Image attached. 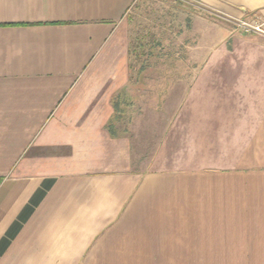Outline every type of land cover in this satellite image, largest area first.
<instances>
[{"label":"crops","instance_id":"1","mask_svg":"<svg viewBox=\"0 0 264 264\" xmlns=\"http://www.w3.org/2000/svg\"><path fill=\"white\" fill-rule=\"evenodd\" d=\"M144 1L0 0V264H264V63L204 41L264 0H186L163 63Z\"/></svg>","mask_w":264,"mask_h":264},{"label":"rangeland","instance_id":"2","mask_svg":"<svg viewBox=\"0 0 264 264\" xmlns=\"http://www.w3.org/2000/svg\"><path fill=\"white\" fill-rule=\"evenodd\" d=\"M191 2L186 0H145L140 2L139 5L131 13V17L140 21V28L138 34H135V42L133 47V52L138 53L140 62H144L146 57L148 58L151 53L154 52L152 57L150 56L149 62H167V57L161 54L163 51L158 50L161 46L158 41L161 37L157 36L158 33L166 30L170 21H174L175 25H178V18L182 15L195 13L198 9ZM167 15V17H166ZM165 16L166 19L163 18ZM209 16V14H208ZM176 17V18H175ZM164 19V20H163ZM182 18H180L181 20ZM173 24V23H172ZM174 25V24H173ZM222 28V29H221ZM217 30L224 31V37L221 38L217 36ZM154 32L153 35H150ZM159 33V35H160ZM208 35L205 38V46L208 47V55L206 56L207 61L210 63L221 64L222 70H214L209 68L208 78H225L230 79L233 77H239L240 75H245L248 73L247 70L241 71L240 67L244 64H256L264 63V35L255 33H246L239 29L235 23L223 24L217 23L215 20L209 18L208 20ZM153 38L154 41H153ZM158 39V40H156ZM181 39H177L176 43H181ZM221 40V41H220ZM219 42L217 47L221 48L219 55H214L212 50L215 48V43ZM213 48V49H212ZM173 49V47H171ZM157 52V53H155ZM163 56V57H162ZM182 57V56H181ZM134 58V57H133ZM169 62L179 63L182 62L176 59L175 56L169 58ZM184 61V60H183ZM235 68V69H234ZM253 68V67H252ZM231 80V79H230Z\"/></svg>","mask_w":264,"mask_h":264},{"label":"built area","instance_id":"3","mask_svg":"<svg viewBox=\"0 0 264 264\" xmlns=\"http://www.w3.org/2000/svg\"><path fill=\"white\" fill-rule=\"evenodd\" d=\"M235 24L241 30L246 33H255L264 35V17L263 18H251V19H239Z\"/></svg>","mask_w":264,"mask_h":264}]
</instances>
